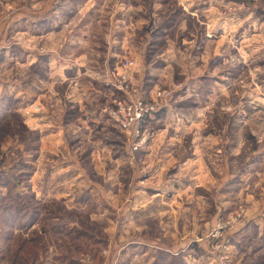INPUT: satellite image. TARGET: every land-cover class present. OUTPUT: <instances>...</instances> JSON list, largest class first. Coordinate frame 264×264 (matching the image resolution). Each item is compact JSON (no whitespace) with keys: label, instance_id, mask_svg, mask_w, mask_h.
Here are the masks:
<instances>
[{"label":"rangeland","instance_id":"1","mask_svg":"<svg viewBox=\"0 0 264 264\" xmlns=\"http://www.w3.org/2000/svg\"><path fill=\"white\" fill-rule=\"evenodd\" d=\"M0 264H264V0H0Z\"/></svg>","mask_w":264,"mask_h":264},{"label":"built area","instance_id":"2","mask_svg":"<svg viewBox=\"0 0 264 264\" xmlns=\"http://www.w3.org/2000/svg\"><path fill=\"white\" fill-rule=\"evenodd\" d=\"M138 103H139L137 107L138 116L136 120L144 119L146 116L148 115L151 116L152 114H156L160 110L159 107L153 104H149V103L144 104L142 100H139ZM116 118H118V115H116ZM124 126H126V124H124Z\"/></svg>","mask_w":264,"mask_h":264},{"label":"crops","instance_id":"3","mask_svg":"<svg viewBox=\"0 0 264 264\" xmlns=\"http://www.w3.org/2000/svg\"><path fill=\"white\" fill-rule=\"evenodd\" d=\"M164 110H166V107L161 108L160 111L156 113V116H159V117L163 116ZM154 119H155V117L151 118V120H154Z\"/></svg>","mask_w":264,"mask_h":264}]
</instances>
